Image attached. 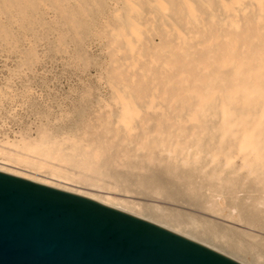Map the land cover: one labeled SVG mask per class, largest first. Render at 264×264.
<instances>
[{"label":"bare ground","instance_id":"6f19581e","mask_svg":"<svg viewBox=\"0 0 264 264\" xmlns=\"http://www.w3.org/2000/svg\"><path fill=\"white\" fill-rule=\"evenodd\" d=\"M37 46L69 52L95 80L54 118L30 103L40 121L33 134L2 141L0 171L145 219L241 264L250 263L195 233L241 253L249 244L264 251V0H0V50L16 56L15 74L41 59ZM20 94L30 98L26 88ZM11 96L0 90V103ZM133 188L235 226L186 222L115 196Z\"/></svg>","mask_w":264,"mask_h":264},{"label":"water","instance_id":"95a60500","mask_svg":"<svg viewBox=\"0 0 264 264\" xmlns=\"http://www.w3.org/2000/svg\"><path fill=\"white\" fill-rule=\"evenodd\" d=\"M0 264H241L93 199L0 171Z\"/></svg>","mask_w":264,"mask_h":264},{"label":"rangeland","instance_id":"374dc122","mask_svg":"<svg viewBox=\"0 0 264 264\" xmlns=\"http://www.w3.org/2000/svg\"><path fill=\"white\" fill-rule=\"evenodd\" d=\"M85 49L93 57L97 54L96 48L92 45H86ZM36 51L41 55V59L35 63L31 70L23 68L19 74H15L16 56L0 50V90L12 94L11 98L0 103V144L3 140L14 139L23 131L33 134L40 117L30 103L36 105L38 109H47L50 112V118H54L58 113L68 108L70 100L75 97L76 92L82 86L92 84L95 80L93 77L94 69L90 67L87 71H81L72 63L69 52L46 53L41 46H37ZM23 88L29 91V99L21 96L20 92ZM80 189L85 190L82 186ZM137 190L133 188L126 193L118 191L115 196H121L140 204L157 206L159 209L181 213L185 215L183 218L186 222L190 221L187 217H191L197 221L201 219L212 220L214 224L221 227L234 225L225 220L224 217L212 216L183 201L168 200L157 194H142L141 191ZM180 228L189 231L183 225ZM252 232L256 234L255 231ZM195 234L207 243L209 242L216 247L220 246L219 248L224 247L226 251L240 255L241 259L243 258L250 264H264V251L260 250L255 244H249L244 253H241L232 247L223 245L217 239L207 238L209 236L200 233ZM256 256L259 257L256 258Z\"/></svg>","mask_w":264,"mask_h":264}]
</instances>
